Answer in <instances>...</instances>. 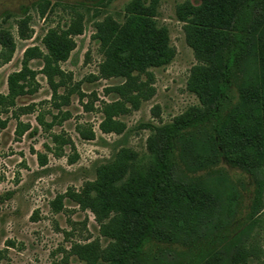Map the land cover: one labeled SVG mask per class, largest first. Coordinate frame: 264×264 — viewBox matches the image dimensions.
Masks as SVG:
<instances>
[{
  "label": "trees",
  "instance_id": "16d2710c",
  "mask_svg": "<svg viewBox=\"0 0 264 264\" xmlns=\"http://www.w3.org/2000/svg\"><path fill=\"white\" fill-rule=\"evenodd\" d=\"M161 1L131 0L123 22L106 18L95 24L94 39L104 56L100 76L127 81L111 89L122 101L105 106L103 133L121 135L126 126L118 118L129 112L127 104L139 108L141 95L129 93L136 75L166 67L176 57L168 29L157 22ZM177 17L186 24V40L198 61L187 89L202 108L192 118L148 125L147 170L135 165L131 149L122 148L97 168L82 193L72 195L96 215L101 235L111 241L104 249L96 243L81 246L76 254L85 264H216L222 254L221 264H247L253 256L245 241L264 208V0L187 1L178 6ZM80 33L76 26L49 29L43 48H27L22 69L8 76L0 107H14L18 98L36 92L37 72L30 66L36 59L42 60L41 73L56 94L61 64ZM0 46L1 57L12 60L17 47L6 30H0ZM0 127L6 122L0 120ZM18 128L21 137L25 130ZM94 137L92 131L84 135ZM219 157L248 174L253 184L248 224L234 233L229 227L236 218L237 191L226 173L212 169ZM128 180L138 182L127 189ZM165 184L179 189L166 205Z\"/></svg>",
  "mask_w": 264,
  "mask_h": 264
},
{
  "label": "rangeland",
  "instance_id": "374dc122",
  "mask_svg": "<svg viewBox=\"0 0 264 264\" xmlns=\"http://www.w3.org/2000/svg\"><path fill=\"white\" fill-rule=\"evenodd\" d=\"M130 1L0 0V30L8 31L17 47L13 59L6 61L0 46V94L8 93V76L22 69L25 50L43 48L49 29L76 26L81 30L74 36L76 47L70 58L61 64L63 75L56 94L41 73L42 60L36 59L30 63L37 72L36 92L18 98L14 107H0V120L6 122L5 128L0 127V264H85L76 254L81 246L96 243L106 248L111 241L101 235L98 218L72 195L82 193L95 180L97 168L112 161L122 148L131 149L135 165L147 170L152 135L148 125L192 118L202 108L187 89L198 61L186 40V24L177 17L179 5L196 0H162L157 22L168 29L176 57L166 67L136 75L129 93L141 95L140 105L133 109L127 104L129 112L118 118L126 126L121 135L101 131L105 106L122 101L111 89L127 81L100 76L104 56L94 39L95 24L106 18L123 22ZM44 4L45 15L41 13ZM18 127L25 130L21 137ZM89 131L94 139L84 138ZM212 169L226 173L236 188V218L229 227L234 233L248 224L251 177L223 157ZM137 182L128 180L124 187L132 189ZM176 191L169 184L163 186L165 205ZM257 219L245 241L253 254L247 264H264V208ZM224 258L220 255L216 264Z\"/></svg>",
  "mask_w": 264,
  "mask_h": 264
}]
</instances>
